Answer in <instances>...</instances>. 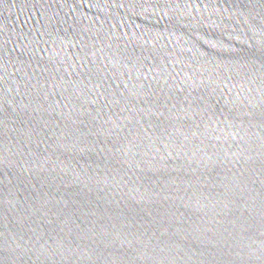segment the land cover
Instances as JSON below:
<instances>
[{"label":"water","instance_id":"95a60500","mask_svg":"<svg viewBox=\"0 0 264 264\" xmlns=\"http://www.w3.org/2000/svg\"><path fill=\"white\" fill-rule=\"evenodd\" d=\"M0 264H264V0H0Z\"/></svg>","mask_w":264,"mask_h":264}]
</instances>
